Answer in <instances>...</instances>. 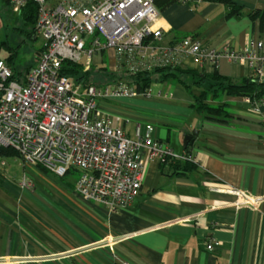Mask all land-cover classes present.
<instances>
[{
    "label": "crops",
    "instance_id": "crops-1",
    "mask_svg": "<svg viewBox=\"0 0 264 264\" xmlns=\"http://www.w3.org/2000/svg\"><path fill=\"white\" fill-rule=\"evenodd\" d=\"M230 1L238 14L223 2L155 0L160 42L191 36L211 47L240 49L249 38L264 45V20L250 16L264 10V0ZM7 5L0 0V11ZM20 11L6 12L16 18ZM179 67L199 73L201 83L213 73L235 82L252 76L248 65L225 58L214 67L186 58ZM183 78L189 87L153 82L150 95L123 103L132 114L121 102L113 109H124L120 114L129 118L127 135L135 137L139 126L142 134L195 159L191 168L183 161L147 160L138 196L116 212L76 192V169L63 181L38 166L23 165L16 179L0 171V264H264V103L256 110L245 97L209 96L206 103L223 104L228 114L209 118L193 106L202 89L194 83L197 75ZM229 188L260 201L240 203Z\"/></svg>",
    "mask_w": 264,
    "mask_h": 264
},
{
    "label": "built area",
    "instance_id": "built-area-1",
    "mask_svg": "<svg viewBox=\"0 0 264 264\" xmlns=\"http://www.w3.org/2000/svg\"><path fill=\"white\" fill-rule=\"evenodd\" d=\"M32 1L38 5L35 29L43 44L22 80L14 79L11 66L0 58V148L14 150L24 166H38L60 177L78 170L76 192L111 212L136 199L147 160L195 159L175 153L150 132L142 134L139 126L135 137L125 132L123 124L129 118L115 112L113 105L150 95V87L139 92L125 80L83 85L60 73L63 62L80 63L87 70L95 58L102 62L110 51V70L130 75L180 66L186 58L214 67L225 58L248 65L251 78L264 80L261 40L249 38L240 49L206 46L191 36L161 43L155 0H58L54 5ZM26 2L10 0L11 8L19 12ZM263 103L264 99L254 108ZM22 184L32 186L26 178ZM228 192L240 203L260 201L239 188ZM212 246L209 242L206 248Z\"/></svg>",
    "mask_w": 264,
    "mask_h": 264
},
{
    "label": "trees",
    "instance_id": "trees-1",
    "mask_svg": "<svg viewBox=\"0 0 264 264\" xmlns=\"http://www.w3.org/2000/svg\"><path fill=\"white\" fill-rule=\"evenodd\" d=\"M208 1L223 2L229 5L230 14L239 13V8L235 6L234 4H232L230 0H208ZM6 2L11 7L10 1L6 0ZM11 9L12 8H10L9 11H12ZM37 13H38V5L36 4V2L32 0H27V2L21 8L20 13L16 16V18H14L15 21L19 20L22 24L21 27L17 28V32L19 34L24 33L23 39H25V33L28 30L33 31V28L35 27V23L37 19ZM250 16L253 19L256 17H260L261 20H264V10L252 11L250 13ZM22 28H27L28 30L27 31L24 30L23 32L21 31L23 30ZM3 43L4 45H6V48L8 47L9 50L12 49L10 51V54L8 52V55L6 57H3V59L6 60V62L11 66L13 78L16 80H22L24 78L25 73L35 63V61H33L32 64H29L24 70L16 71L14 58L19 53L20 45L14 46V48H12L10 43H7V42H3ZM38 52H36V54L34 55V58L36 57ZM106 68H107L106 66L102 65V66H99L98 69L104 70ZM79 70L83 71L82 75L84 76H87L89 74L87 72L88 70H83L82 64L80 63L78 64V63H72V62H63L60 66V73L63 75L70 76V77H72L71 74H75ZM189 74H192V75L196 74L198 79H196L197 82H194V83L198 86H202V89L199 95L195 97V103L193 106L199 112L206 113L207 117L209 118L217 119L219 117L228 116V114L226 113L223 107V104L214 105V104H209L205 102L209 96H212L213 98H216V99H219L220 96L223 94L228 95V96H241V97L248 98L250 101V104L253 107L259 104L262 99H264V80L258 81L256 79L249 78L241 82H235L227 77L221 76L217 73H213L209 77L205 78L204 83H201L202 79L199 78L198 76L199 73H195L189 70H184L180 68L179 66L159 67V68L153 69L152 71L141 72V73L130 74V75L119 74L113 80H114V83L121 81V80H125L128 83L134 85L137 91L143 92V91H146L153 82L176 80L177 82L185 85L186 81L183 78V76L189 75ZM74 79L83 85L91 83V82H86L85 80H78V78H74ZM186 86L189 87L187 84ZM11 152H14L16 157H19L18 154L10 148H0V156L8 157L10 154H12ZM164 161H170L172 164H174V166L175 165L179 166V162L181 160L167 158ZM183 162H184L183 165L186 169L191 168L192 166L191 161L184 160Z\"/></svg>",
    "mask_w": 264,
    "mask_h": 264
},
{
    "label": "rangeland",
    "instance_id": "rangeland-1",
    "mask_svg": "<svg viewBox=\"0 0 264 264\" xmlns=\"http://www.w3.org/2000/svg\"><path fill=\"white\" fill-rule=\"evenodd\" d=\"M53 0H48V4L54 5L56 4L52 2ZM9 11V4L7 5V8L5 6H2V10L0 11V57H6L8 55V52L10 54V51L12 49L6 48V45H4L3 42L10 43L12 48L14 46H19V53L14 58L15 63V69L18 70H24L29 64H32L34 61V55L36 52L40 51L43 40L39 37L38 33L36 32L35 27L32 30H28L27 28H22L24 30H28L25 33V39H23V34H19L17 32V28L21 27V22L15 21V19L7 14V11ZM16 27V28H14ZM16 50V49H15ZM108 54L104 53L102 56V62L101 57H97L93 60V64L87 69L88 75L84 76L83 71L79 70L75 74H71L72 77L78 78V80H85L86 82H91L92 84L96 85H105V84H113L116 76L119 74H122L121 72H113L110 70L108 65ZM113 64V62H112ZM106 66L107 68L104 70H99V66ZM81 69V68H80ZM90 69V70H89ZM84 70V69H83ZM86 77V78H84ZM130 99H135V97L132 98H125L120 100L119 102L127 103L126 101H129ZM124 108H127V112L133 113V108L131 109L129 104L122 105ZM124 110V109H122ZM121 110V111H122ZM120 111V113H121ZM117 112V111H116ZM7 158L4 157L3 159H0V162L3 160L5 162V166L0 165V171L3 172L5 170L6 177H9L10 179H16V176H22V166L23 164L21 161L16 157L14 152H11ZM67 177V176H66ZM66 177H56L60 180H65ZM71 180V177H68ZM75 179V178H74Z\"/></svg>",
    "mask_w": 264,
    "mask_h": 264
},
{
    "label": "water",
    "instance_id": "water-1",
    "mask_svg": "<svg viewBox=\"0 0 264 264\" xmlns=\"http://www.w3.org/2000/svg\"><path fill=\"white\" fill-rule=\"evenodd\" d=\"M190 138H191L190 135H186L184 137L183 145H184L185 148H188L189 149V147H188V141L190 140Z\"/></svg>",
    "mask_w": 264,
    "mask_h": 264
}]
</instances>
